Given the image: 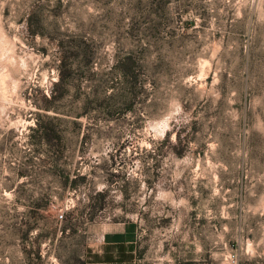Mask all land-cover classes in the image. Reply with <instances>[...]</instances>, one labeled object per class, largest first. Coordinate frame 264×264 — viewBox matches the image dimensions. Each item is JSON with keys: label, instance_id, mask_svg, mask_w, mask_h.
<instances>
[{"label": "rangeland", "instance_id": "1", "mask_svg": "<svg viewBox=\"0 0 264 264\" xmlns=\"http://www.w3.org/2000/svg\"><path fill=\"white\" fill-rule=\"evenodd\" d=\"M127 222L136 264H264V0H0V264Z\"/></svg>", "mask_w": 264, "mask_h": 264}, {"label": "crops", "instance_id": "2", "mask_svg": "<svg viewBox=\"0 0 264 264\" xmlns=\"http://www.w3.org/2000/svg\"><path fill=\"white\" fill-rule=\"evenodd\" d=\"M136 252L135 225H109L86 242L82 264H136Z\"/></svg>", "mask_w": 264, "mask_h": 264}, {"label": "trees", "instance_id": "3", "mask_svg": "<svg viewBox=\"0 0 264 264\" xmlns=\"http://www.w3.org/2000/svg\"><path fill=\"white\" fill-rule=\"evenodd\" d=\"M36 127H38V124H37V126Z\"/></svg>", "mask_w": 264, "mask_h": 264}]
</instances>
